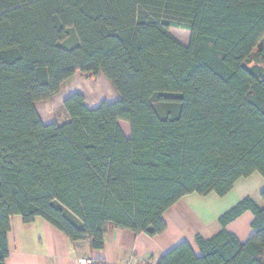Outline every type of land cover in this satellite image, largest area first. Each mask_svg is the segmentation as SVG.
Returning a JSON list of instances; mask_svg holds the SVG:
<instances>
[{"label": "trees", "instance_id": "16d2710c", "mask_svg": "<svg viewBox=\"0 0 264 264\" xmlns=\"http://www.w3.org/2000/svg\"><path fill=\"white\" fill-rule=\"evenodd\" d=\"M263 46L264 0H0V264L14 216L100 251L114 228L162 235L186 196L264 179ZM77 72L120 99L75 93L67 121L44 124L36 104ZM247 212L243 243L227 228ZM218 224L199 254L183 242L156 264H264V206L247 197Z\"/></svg>", "mask_w": 264, "mask_h": 264}, {"label": "crops", "instance_id": "0c3cea01", "mask_svg": "<svg viewBox=\"0 0 264 264\" xmlns=\"http://www.w3.org/2000/svg\"><path fill=\"white\" fill-rule=\"evenodd\" d=\"M75 93L80 92L65 94L62 104ZM57 95L49 101L36 104L38 114L46 125L62 124L68 119L65 113L66 117L62 119L63 121H59L50 111V105L53 104L51 101ZM119 99L117 95L111 102ZM86 105L89 108L99 106H89L87 102ZM263 191L264 179L259 174H254L247 179L239 180L224 199H229L230 208L247 197L263 207L261 199ZM195 196H186L165 213L163 219L168 228L162 235L149 237L145 234L136 235L128 230L114 228L105 236V247L100 251H92L87 240L73 243L64 233L43 219L38 218L32 224H25L20 216H14L11 219V231L8 235L10 255L6 264H80L81 259H90L95 264H125L132 260L151 261L156 264L162 256L183 242L189 243L199 254L196 237L201 235L209 239L218 233L220 231L218 219L225 212L215 213L216 215L210 221L203 220L200 213L202 204ZM193 204L199 209V214L198 211H192ZM253 221V214L247 212L228 226L227 230L245 243L254 235L251 227Z\"/></svg>", "mask_w": 264, "mask_h": 264}, {"label": "rangeland", "instance_id": "374dc122", "mask_svg": "<svg viewBox=\"0 0 264 264\" xmlns=\"http://www.w3.org/2000/svg\"><path fill=\"white\" fill-rule=\"evenodd\" d=\"M171 33L173 36L178 39L183 45L189 46L191 34L189 31L180 29V28H172ZM264 47V46H263ZM262 60H256L251 66L261 64ZM76 77L70 79L69 82H65L61 91L57 97L51 101L50 111L59 121H63L66 117V112L63 108L62 98L65 94H72L74 91L80 92L86 98V102L89 106H98L103 102H111L117 97V92L112 86V84L102 75H92V74H84L81 72L76 73ZM124 134L127 137L131 136L130 126L122 122L120 124ZM202 204L201 212L203 220H211L216 215L217 212H226L231 206V202L229 199H224V197H219L216 194L212 193L207 197H201L196 195ZM192 207V208H191ZM190 208L192 211H198L199 209L194 206V204ZM229 207V208H228ZM231 209V208H230Z\"/></svg>", "mask_w": 264, "mask_h": 264}, {"label": "built area", "instance_id": "2783aa9c", "mask_svg": "<svg viewBox=\"0 0 264 264\" xmlns=\"http://www.w3.org/2000/svg\"><path fill=\"white\" fill-rule=\"evenodd\" d=\"M80 264H95L94 261L90 260V259H81L80 260ZM125 264H155L151 261H138V260H132V261H129Z\"/></svg>", "mask_w": 264, "mask_h": 264}]
</instances>
